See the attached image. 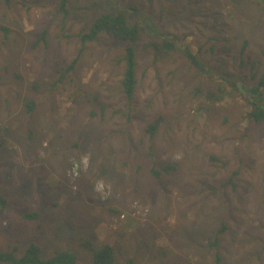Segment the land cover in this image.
Here are the masks:
<instances>
[{"label": "rangeland", "instance_id": "1", "mask_svg": "<svg viewBox=\"0 0 264 264\" xmlns=\"http://www.w3.org/2000/svg\"><path fill=\"white\" fill-rule=\"evenodd\" d=\"M65 9L0 0V250L22 255L36 242L46 256L67 249L95 264L94 249L109 244L114 264H264V123L248 120L243 91L264 81V0ZM118 11L143 26L140 39L103 34L83 47L94 18ZM165 40L174 48L150 46ZM129 44L132 100L121 87ZM209 90L221 100L208 103Z\"/></svg>", "mask_w": 264, "mask_h": 264}, {"label": "trees", "instance_id": "2", "mask_svg": "<svg viewBox=\"0 0 264 264\" xmlns=\"http://www.w3.org/2000/svg\"><path fill=\"white\" fill-rule=\"evenodd\" d=\"M60 8L66 11V5L69 0H59ZM144 28L139 22H132L129 20L127 14L124 11H118L116 13L103 12L98 14L89 28L80 33L79 39L82 42L83 47L87 42L97 40L101 35L106 34L110 37L125 42H134L140 39ZM151 47L156 50L164 49L166 51L174 48L175 43L172 40H165L162 44L157 42H151ZM189 58L190 62L194 66L200 65V57L196 55L189 48H185L184 51ZM76 61V59H75ZM75 61L71 64L72 68ZM124 71L121 79V87L123 93L127 99L132 100L136 85H137V54L135 47L131 44L127 45L124 50ZM264 85V81L261 80L254 86L244 87V96L246 98L249 111L247 112V118L252 124L264 123V104L261 88ZM222 96L217 91L209 90L206 94L208 103L221 100ZM30 109L33 108V104H29ZM161 118L157 117L151 121L148 125V131L151 135H154L155 130L159 126ZM175 165H164L161 170L166 173H171L176 170ZM156 175H160L161 171L153 169ZM8 205L7 199L4 197L0 190V208L5 209ZM37 216L36 212L24 214L25 218L33 219ZM228 229V225L222 222L221 227L215 233L214 239L209 242L212 247H218L221 235ZM93 261L95 264H114L115 263V249L109 244H105L101 247L95 248L93 251ZM0 263L6 264H76L77 256L73 251L61 250L57 251L52 256H46L42 247L36 242H31L23 251L22 255H18L13 251H1L0 250ZM126 264H136V262L130 258Z\"/></svg>", "mask_w": 264, "mask_h": 264}]
</instances>
